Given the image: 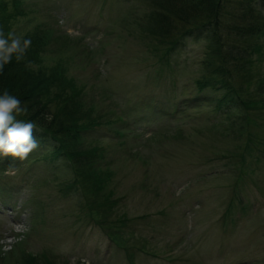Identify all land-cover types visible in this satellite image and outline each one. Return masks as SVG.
Segmentation results:
<instances>
[{
  "label": "rangeland",
  "instance_id": "obj_1",
  "mask_svg": "<svg viewBox=\"0 0 264 264\" xmlns=\"http://www.w3.org/2000/svg\"><path fill=\"white\" fill-rule=\"evenodd\" d=\"M175 1L0 0V30L31 40L39 119L92 124V147L76 152L104 158L78 162L79 175L47 156H0L16 187L0 206V264H264V32L241 57L248 114L212 120L204 103L160 122L150 103L196 95L217 64L204 30L158 53L177 27L208 20V3ZM247 4L264 24V0Z\"/></svg>",
  "mask_w": 264,
  "mask_h": 264
},
{
  "label": "trees",
  "instance_id": "obj_2",
  "mask_svg": "<svg viewBox=\"0 0 264 264\" xmlns=\"http://www.w3.org/2000/svg\"><path fill=\"white\" fill-rule=\"evenodd\" d=\"M20 2L23 0H19ZM252 2V0H250ZM176 3V1L174 0ZM202 2L208 3L210 12H208V20L203 22L198 21L193 24L186 26L177 27L172 34H169L167 44L163 48L158 50V53L162 57L168 58L175 49L178 48L184 41L183 39L188 37V31L196 30L207 31L209 36L205 35V39L208 42H213L212 45L214 53V59H216L217 64L215 68L211 70L205 76H202L201 82L197 80L196 82V95L189 97H183L179 99L175 94H171V97L166 100L167 103L160 104L158 100L150 103V109H148V114H152L159 118L160 122L163 121L167 124L172 125L173 120L180 119V116L185 113L186 110H191L196 105L208 104L213 107V119L226 118L239 111L246 112L251 109L247 107L244 103L243 97L245 98L246 92L241 89L242 84H246L245 79H243V71L245 70L246 63L241 61V57L251 54L249 48H251V39L255 38L256 35L264 32V24L262 23L261 16L257 15L256 9L249 6L248 0H233L231 3L228 0H202ZM230 3V4H229ZM199 2H194L192 7L197 9ZM231 9H230V7ZM220 35L226 38L225 43L221 42L220 45L216 43V37ZM166 37V38H167ZM234 41V44H232ZM229 46H228V44ZM256 50L259 51V45H256ZM15 57V55L13 56ZM12 60L10 63L5 64L3 70L0 71V94L4 90H7L11 95L16 96L22 102V106L26 105L28 107V114L19 115L17 119L24 121H31L36 124L37 129L34 130L33 136L39 143V148L33 151L31 155L33 157L47 156V163L52 165L56 163H61L65 167H71L72 170L76 171L80 175V169L77 163L81 160L87 159H98L104 160L102 154L92 152L88 156L89 150H81L82 153L78 154L76 149L80 144L86 145L89 149L92 147V142L88 141L89 134L94 135V129L92 124L83 125L78 128V126L73 125L69 122L67 125L64 122H60L58 125H50L46 123L44 119L40 120L39 116L43 114L42 106L41 109L34 107V103L31 96L34 94L35 87L34 83H29L27 78L24 79V75H27V68L25 66V61L23 59L19 62H14ZM159 61H163L161 57L158 58ZM239 67L240 71L237 73L235 68ZM234 71L238 74L236 75ZM215 75V76H213ZM236 75V76H235ZM37 80V74H35ZM239 77V78H238ZM32 81V79H31ZM35 88L32 92L29 88ZM207 92L214 95L217 94L214 99L209 98L203 93ZM47 93V90L45 94ZM176 96V97H175ZM175 97V98H174ZM212 99V100H211ZM40 100V99H39ZM158 101V102H157ZM37 104V103H36ZM42 105V104H41ZM156 108H159L158 110ZM249 108V109H248ZM130 111H132L130 109ZM130 111L120 112L122 115L119 117L121 124V119H125ZM179 116V118H178ZM209 123L208 121H206ZM97 134V133H95ZM79 151V149H78ZM29 155V156H31ZM78 159V160H77ZM49 165V164H48ZM76 168V169H75ZM107 168L103 167V173L106 174ZM0 173V203L6 204V200L14 195L16 187L12 184L4 182V179H9L8 177H3ZM76 174V173H75Z\"/></svg>",
  "mask_w": 264,
  "mask_h": 264
},
{
  "label": "clouds",
  "instance_id": "obj_3",
  "mask_svg": "<svg viewBox=\"0 0 264 264\" xmlns=\"http://www.w3.org/2000/svg\"><path fill=\"white\" fill-rule=\"evenodd\" d=\"M30 45L31 40L22 39L12 32L6 36L0 30V71L11 62L13 55L17 62L21 61ZM28 111V107L22 106L21 100L7 90L0 94V156H11L23 161L39 148L33 136L34 130H39L36 124L17 119V116L26 115ZM44 118L49 122L52 120L51 115H45ZM13 170L14 164L9 165L7 171Z\"/></svg>",
  "mask_w": 264,
  "mask_h": 264
}]
</instances>
